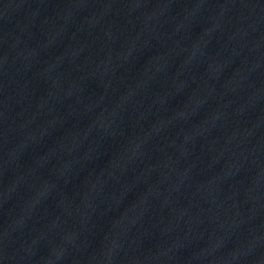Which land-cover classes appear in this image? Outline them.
<instances>
[{"label":"water","instance_id":"water-1","mask_svg":"<svg viewBox=\"0 0 264 264\" xmlns=\"http://www.w3.org/2000/svg\"><path fill=\"white\" fill-rule=\"evenodd\" d=\"M0 264H264V0H0Z\"/></svg>","mask_w":264,"mask_h":264}]
</instances>
